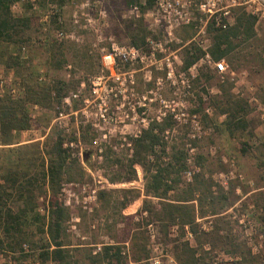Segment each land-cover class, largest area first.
Instances as JSON below:
<instances>
[{
  "label": "rangeland",
  "instance_id": "obj_1",
  "mask_svg": "<svg viewBox=\"0 0 264 264\" xmlns=\"http://www.w3.org/2000/svg\"><path fill=\"white\" fill-rule=\"evenodd\" d=\"M11 11L28 17L29 26L16 42H0V97L19 98L16 117L22 108L29 120L0 144V196L14 213L9 224L0 220V264H104V245L117 248L122 264H179L174 248L181 252L183 242L196 264H264V20L255 19L246 58L234 69L223 57L227 73L220 75L209 54L213 28L202 37L205 57L191 40L192 26L169 27L154 13V0H18ZM111 46H133L140 59L107 63ZM185 54L197 57L184 70ZM166 117L175 122L162 133L168 145H195L185 183L204 180L217 209L228 204L216 214L203 206L200 216L193 202L197 238L220 228L202 245L189 226L142 212L139 166L132 181L108 179L124 177L118 162L129 154L128 137ZM57 133L79 166L53 194L40 169ZM26 180L35 197H19ZM124 189H132L130 197ZM55 209L62 210L60 260L43 256L54 246L46 227Z\"/></svg>",
  "mask_w": 264,
  "mask_h": 264
},
{
  "label": "trees",
  "instance_id": "obj_2",
  "mask_svg": "<svg viewBox=\"0 0 264 264\" xmlns=\"http://www.w3.org/2000/svg\"><path fill=\"white\" fill-rule=\"evenodd\" d=\"M18 0H0V42L13 43L19 39L20 34L29 26V18L26 16L15 15L11 11V6ZM153 0H147V3H151ZM255 17L246 13L242 9H239L234 14V21L225 29H213L211 36V44L209 47V54L213 60H217L226 57V62L232 68H236L243 59L247 56V45L244 43L254 36ZM135 45V44H134ZM247 50V51H246ZM196 55H192L189 59L188 56L182 58V67L185 70L190 66ZM220 91L224 94H228L227 89L221 87ZM222 98V97H220ZM224 98V99H225ZM17 99L9 96L0 97V144H8L11 139V131L13 129L26 128L29 120L27 112H23L21 108V116L16 117V106L14 105ZM223 99V98H222ZM228 102L232 101V96L228 94ZM22 101V100H21ZM22 104V102L20 103ZM25 104V101H23ZM223 104V102H222ZM169 117H171L169 115ZM169 120V119H168ZM174 124L175 122L172 121ZM162 119L161 121L152 120L147 124L145 128H142L136 136L128 137L129 154L124 159V162L119 160V168L123 169L124 177L114 179L108 178L110 181L124 180L132 181L136 178V166H139L142 170L143 179V192L144 198L142 199V212L147 214V217H151V213L161 216V220L165 219L169 225L177 224L181 229L183 226H189V229L194 233L196 241L199 244L208 243L202 240H210L211 237L218 236L220 228L212 226L209 231L196 230L195 213L196 206H200L199 214L203 216L205 213L202 210L203 206L209 207L208 213L216 214L218 211H222L228 205L222 204L218 209L216 203L212 197V192L209 187V183L206 181H197L193 178L192 183H185L183 173L187 169V155L188 150L195 147L192 142L188 145L187 141L172 140L170 145L164 140L162 133L165 130L171 129L173 123ZM82 132L80 138L84 139ZM68 148L62 147V139L57 133L55 140L51 145V149L46 151L47 160L46 164L42 165L40 169L41 177L45 185L50 189L51 193H56L58 182L64 177L69 179V174L75 168L79 166L78 162L74 158H69ZM70 159V160H68ZM26 175V173H24ZM24 177V176H23ZM2 179L7 182L8 176H3ZM14 178H11L13 181ZM44 184V183H43ZM29 181H25L24 184H18L17 192L19 197L32 198L35 197L34 192L29 188ZM1 186V185H0ZM132 189H124V196L130 197L127 194L131 193ZM39 194V192H38ZM37 194V195H38ZM36 195V196H37ZM152 197L158 204V207L151 205L147 197ZM126 198V199H127ZM202 199L207 202H202ZM196 202V206L193 202ZM209 201V202H208ZM214 201V202H213ZM149 202V203H147ZM59 207L57 202H51L50 206ZM26 206V202L23 203V207ZM30 205L27 203V207ZM2 203V196H0V216L2 210L5 209V215L0 220H5V224H9L13 220L14 213L10 208H4ZM57 209V208H56ZM51 210L49 214V222L46 227V233L53 243V248L45 250L42 255L47 259L60 260L63 258L62 249L59 248L61 244L60 236V212L62 210ZM26 207L22 208L20 212H25ZM14 223V222H12ZM199 245V246H201ZM182 251L176 252L177 248H174V255L179 264H196L197 258H195V252L192 248H189L187 242L182 243ZM114 245H104L102 250L106 255V262L104 264H122L118 258V250ZM99 255V254H98ZM117 257V258H116ZM114 261V262H112Z\"/></svg>",
  "mask_w": 264,
  "mask_h": 264
},
{
  "label": "built area",
  "instance_id": "obj_3",
  "mask_svg": "<svg viewBox=\"0 0 264 264\" xmlns=\"http://www.w3.org/2000/svg\"><path fill=\"white\" fill-rule=\"evenodd\" d=\"M144 1L141 0V3ZM131 9L137 10L138 7L134 4ZM236 9H242L256 20H264V0H154V13L166 19L169 27L192 26L194 35L191 40L202 49L205 57L209 56L207 46L202 42L205 31L209 27L225 29L233 21ZM194 13L198 15L195 21L192 18ZM61 36L62 32L58 31L56 37ZM114 57L120 61H131L135 58L140 59V54L133 46H111V52L104 55L103 59L107 63H112ZM212 66L220 75L227 73V65L223 58L212 61ZM1 83L0 78V86ZM13 91L11 89V92Z\"/></svg>",
  "mask_w": 264,
  "mask_h": 264
},
{
  "label": "crops",
  "instance_id": "obj_4",
  "mask_svg": "<svg viewBox=\"0 0 264 264\" xmlns=\"http://www.w3.org/2000/svg\"><path fill=\"white\" fill-rule=\"evenodd\" d=\"M233 21H234V18H233ZM233 21L231 22V24L233 23ZM255 24V23H254Z\"/></svg>",
  "mask_w": 264,
  "mask_h": 264
}]
</instances>
